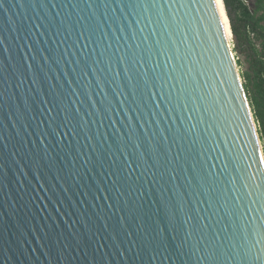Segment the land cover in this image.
<instances>
[{
	"label": "water",
	"instance_id": "obj_1",
	"mask_svg": "<svg viewBox=\"0 0 264 264\" xmlns=\"http://www.w3.org/2000/svg\"><path fill=\"white\" fill-rule=\"evenodd\" d=\"M0 264H264L213 0H0Z\"/></svg>",
	"mask_w": 264,
	"mask_h": 264
},
{
	"label": "trees",
	"instance_id": "obj_2",
	"mask_svg": "<svg viewBox=\"0 0 264 264\" xmlns=\"http://www.w3.org/2000/svg\"><path fill=\"white\" fill-rule=\"evenodd\" d=\"M223 6L231 20L232 31L239 39L235 51L243 48L249 56L250 68L241 70V77L264 144V0H255L253 7L243 0H224ZM251 35L259 42L261 50L256 48ZM237 62L240 66L239 59Z\"/></svg>",
	"mask_w": 264,
	"mask_h": 264
},
{
	"label": "rangeland",
	"instance_id": "obj_3",
	"mask_svg": "<svg viewBox=\"0 0 264 264\" xmlns=\"http://www.w3.org/2000/svg\"><path fill=\"white\" fill-rule=\"evenodd\" d=\"M243 1L247 5H249L250 7H253L254 3H255V0H243ZM213 2L215 4V6H216L218 17H219V20H220L224 35H225V37H226V39H227V41L229 43V46H230L232 54H233V58L235 60L238 72H239L240 77H241V70H246V69L250 68V64L248 62V58H249L248 53L243 48L240 49V52H236L235 51V42H234L233 36L230 34V31H229V28H228L227 19H225V17L223 18L222 14L220 13V10H219V8L221 7L220 0H213ZM251 37L254 39L253 35H251ZM254 45L256 46V48L258 50H261L259 42L257 40H255V39H254ZM237 59L240 60V66H239V64L237 62ZM241 81L243 83L242 77H241ZM256 125H257V123H256ZM257 128H258V125H257ZM258 132H259V130H258ZM261 144H262V148H263V151H264V144H263L262 140H261Z\"/></svg>",
	"mask_w": 264,
	"mask_h": 264
},
{
	"label": "bare ground",
	"instance_id": "obj_4",
	"mask_svg": "<svg viewBox=\"0 0 264 264\" xmlns=\"http://www.w3.org/2000/svg\"><path fill=\"white\" fill-rule=\"evenodd\" d=\"M220 4H221V7H220L221 9L219 8L220 13L222 14L223 18L225 17V19H227L228 28H229L230 34L232 35V33H231V27H230V21H229L228 15H227V13H226V11L224 9V6H223V0H220ZM215 8H216V6H215ZM216 11H217V9H216Z\"/></svg>",
	"mask_w": 264,
	"mask_h": 264
}]
</instances>
